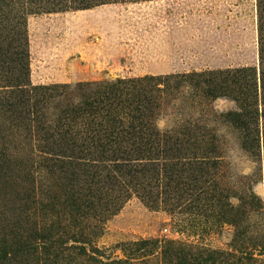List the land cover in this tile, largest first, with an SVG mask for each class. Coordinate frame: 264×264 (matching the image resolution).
I'll use <instances>...</instances> for the list:
<instances>
[{
    "label": "rangeland",
    "instance_id": "374dc122",
    "mask_svg": "<svg viewBox=\"0 0 264 264\" xmlns=\"http://www.w3.org/2000/svg\"><path fill=\"white\" fill-rule=\"evenodd\" d=\"M259 3L260 0H118L86 8L30 13L26 26L29 79L33 85L75 84L244 65L259 69ZM177 102L183 113L169 109L160 120L161 126L199 121L218 138L220 157L216 165L211 152L205 153L209 164L201 172L192 171L188 165H172L176 159L161 158L158 164L147 166L156 167L155 173L138 172L124 182V177L105 178L107 171L101 169L97 170L100 173L91 171L90 176H85L81 170L61 172L32 164V146L26 137L16 136L11 150L25 166H13L9 176L0 180V239L6 236L14 249H20L19 241L26 243L29 237L36 236L33 224L43 215L38 216L41 211L33 213L42 206L39 203L44 196L50 194L58 203L62 188L81 190L83 202H88L85 192L95 193L100 187L102 193L114 194L128 189L130 196L105 221L102 232L85 223H91L93 218L78 216L70 227L62 222L66 229L56 230V239L75 247L62 253L64 244L60 246L58 264H101L90 255L104 261L107 256L125 258L122 243L152 238L199 242L228 255L239 254L240 246L250 250L253 236L264 232V205L260 213H255L247 204L245 211L238 213L240 223L235 226L222 219L228 212L224 213L217 204L228 200L235 204L240 197L248 202L252 194L262 198L264 204V148L254 154L244 148V132L222 115L237 108L234 100L219 97L200 105L196 101L192 108L193 101L184 90ZM74 171L76 174H72ZM192 174L208 180L205 185L209 192L204 196L186 189ZM55 207L56 213L45 209L40 214L52 217L56 227L62 213ZM84 208L91 216L92 210ZM73 235L78 241L70 239ZM86 237H91L89 243L82 241L88 240ZM94 248L98 253L93 252ZM53 255L38 258L19 253L12 262L3 263L55 264ZM256 256L255 262L264 264V253ZM131 260L133 264L159 263L150 254H135ZM243 262L249 261L245 258Z\"/></svg>",
    "mask_w": 264,
    "mask_h": 264
},
{
    "label": "trees",
    "instance_id": "16d2710c",
    "mask_svg": "<svg viewBox=\"0 0 264 264\" xmlns=\"http://www.w3.org/2000/svg\"><path fill=\"white\" fill-rule=\"evenodd\" d=\"M112 1L118 0H0V180L9 176L13 166H25L24 161L18 160L11 150V143L16 136L28 139L32 146L30 153L35 154L29 160L32 164L39 163L61 172L81 170L85 176L101 169L107 171L103 174L105 178L124 177V182L130 175L136 177L138 172L155 173L156 167L147 166L158 164L156 162L161 158L169 161L176 159L172 165H188L192 171L201 172L202 167L209 164L205 153L211 152L216 157V165L220 157L217 152L218 138L215 134L211 135L210 129L193 120L176 122L167 127L160 124V120L168 115L167 111L171 108H176L173 112L183 113L177 99L184 95V90L193 101L190 104L192 108L196 101L200 105L203 101L219 97L234 100L237 108L223 112L222 115L230 124L244 132V148L253 154L259 152L261 147L264 148L262 0L259 3V69L244 65L80 81L75 84L33 85L29 79L27 15L86 8ZM111 171L117 174L111 175ZM188 179L187 190H195L197 196L209 192L205 185L208 180L202 175L192 174ZM97 189L95 193L85 192L88 202H83L79 195L81 190L65 191L63 188L58 196V203L56 197L53 198L50 194L44 196L42 201L38 199L37 205L40 201L42 206L35 209L34 215L45 209L56 213L57 205L62 219L58 223L56 221L55 227L52 217L46 218L40 212L38 216L43 217L33 224L36 236L29 237L26 243L19 241L17 247L20 249H14L12 241L4 236L0 239V264L10 260L12 262L19 253L38 258H45L46 255L52 257L54 254L53 260H57L55 264H58V251L65 242L56 239V230L66 229L62 224L64 221L69 224L67 227L75 224L74 219L78 216L83 219L93 218L91 223H85L102 232L105 221L120 209L130 192L127 189L117 194L102 193V190L99 191L100 187ZM238 199L239 202L235 204L229 200L217 204L224 213L228 212L227 215L223 213L222 219L235 226L240 223L238 213L244 212L247 204L255 213H260L264 205L262 198L256 194H252L248 202L243 197ZM84 207L92 210L91 216ZM31 215L29 213L28 216ZM71 221L73 222L70 223ZM70 239L78 241L74 235ZM85 239L88 240L82 241L89 243L91 237ZM121 246L125 258L111 259L105 256L106 261L93 255L90 258L101 264H133L131 259L135 254H150L159 260L158 264H263L255 261H258L256 255L264 253V232L260 231L253 236L250 250L240 246L237 255H228L221 249L210 248L199 242L167 238L138 240L122 243ZM74 247L72 244H64L62 253L65 249ZM98 251V248L93 250L95 253ZM245 258L249 262H243Z\"/></svg>",
    "mask_w": 264,
    "mask_h": 264
}]
</instances>
